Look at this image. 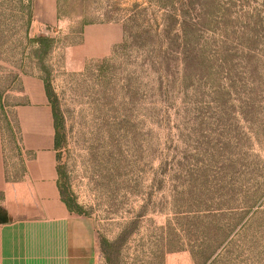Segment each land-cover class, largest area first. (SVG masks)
Segmentation results:
<instances>
[{
    "label": "rangeland",
    "instance_id": "374dc122",
    "mask_svg": "<svg viewBox=\"0 0 264 264\" xmlns=\"http://www.w3.org/2000/svg\"><path fill=\"white\" fill-rule=\"evenodd\" d=\"M41 3L0 0V90L51 84L98 263L264 264V0ZM106 22L122 38L88 57Z\"/></svg>",
    "mask_w": 264,
    "mask_h": 264
},
{
    "label": "crops",
    "instance_id": "0c3cea01",
    "mask_svg": "<svg viewBox=\"0 0 264 264\" xmlns=\"http://www.w3.org/2000/svg\"><path fill=\"white\" fill-rule=\"evenodd\" d=\"M41 1L48 18L57 17L58 0ZM122 36L121 23L87 24L84 52L104 57ZM55 136L41 75H24L19 93L0 90V264H99V240L62 198Z\"/></svg>",
    "mask_w": 264,
    "mask_h": 264
},
{
    "label": "trees",
    "instance_id": "16d2710c",
    "mask_svg": "<svg viewBox=\"0 0 264 264\" xmlns=\"http://www.w3.org/2000/svg\"><path fill=\"white\" fill-rule=\"evenodd\" d=\"M46 39V36L39 35L36 38V41L44 42ZM46 89L48 96L50 98V101L52 103L53 107V113L55 117V127H56V136H55V147L57 150V160L59 159V153L60 150H62L66 143V133H65V127L63 123V114L62 111L58 105L57 97L54 94L51 84L45 80ZM58 171H59V187L61 190L62 198L63 200L68 204L69 208L81 215H86L85 208L77 201L74 193L70 189V187L66 184V172L64 170V167L58 163Z\"/></svg>",
    "mask_w": 264,
    "mask_h": 264
}]
</instances>
